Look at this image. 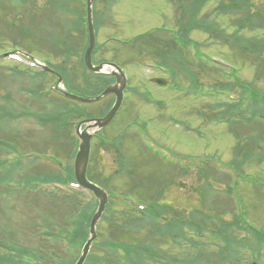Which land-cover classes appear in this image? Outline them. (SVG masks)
Listing matches in <instances>:
<instances>
[{"label": "rangeland", "instance_id": "rangeland-1", "mask_svg": "<svg viewBox=\"0 0 264 264\" xmlns=\"http://www.w3.org/2000/svg\"><path fill=\"white\" fill-rule=\"evenodd\" d=\"M58 1L0 0V243H6L0 245V254L5 248L36 247L38 257L45 261L47 249H51L55 255L75 264L83 246L73 247L63 237L52 234L62 232L57 224L65 226V233L73 229L74 225L68 224L69 214L75 212L76 205L72 203L77 199L79 203L92 201L93 196L88 192L80 195V190L70 184L58 188L53 183L41 186L46 173L60 171L59 166L74 163V157L64 155L67 147L61 148L64 152L59 148L65 138L73 140L71 136L75 135L78 121L72 118L65 130L55 133L54 124L48 118L59 109L75 106L85 107L98 116L106 105L112 104L113 98L110 95L102 101L69 103L50 90L57 82L56 77L51 72L39 73V63L49 67L61 63V58L51 53L54 39L50 32H62L65 21L72 23L78 19L73 9L80 13L83 7L79 4L86 2L66 0L64 5L73 8L66 11L58 8L61 0ZM109 1H95L99 16L96 23L100 24L97 44H103L95 58L121 67L127 74L128 84L116 117L92 140L91 170L97 168L104 180L113 175L108 190L115 195L129 194L122 197L132 207L141 203L147 208L149 204L166 208V211L159 210L161 226L167 224L168 227L174 217L184 218L193 225L191 220L196 215L201 222V218H208V227H211L208 232L221 237L222 232L218 234L220 230L216 229H221L223 222L239 221L231 228V235L237 239L227 237L226 242L234 245L239 253H245V262H252L259 255L256 261L264 264V243L257 247L256 239L248 235L253 227L262 232L264 241V149H261L264 147V108L258 112L247 110L250 101L245 100V113L229 122L209 119L218 112L211 107L216 99H238L242 94L238 85L224 94L222 86L227 82L238 79L254 82L244 89L248 90L249 100L261 101L250 89L254 87L264 92V54L259 57L255 53H242L237 45H231L234 28L229 21L236 15L217 18L212 10L220 4L219 0L203 3L198 16L216 18L229 33L226 36L229 43L199 30L191 32L190 39L179 40V0H115L110 10H106ZM252 3L254 8L264 12V0H252ZM28 24L31 32L23 37ZM241 35L264 37V29H245ZM62 36H65L63 32ZM70 41H86L84 47L88 43V39L79 35ZM11 52L20 53L23 62L3 56ZM27 54L36 60L32 61ZM34 61L36 66L31 67L29 62ZM218 62L225 65L221 67ZM68 64L73 69L72 80H67L65 86L90 87L86 84L80 58H72ZM155 77L168 79L167 86L154 84ZM71 92L78 93L74 89ZM218 92L221 96L216 94ZM260 96L264 99V94ZM86 97L92 96L87 94ZM204 113L207 117L201 116ZM16 115L17 118H13ZM70 142L73 152L75 140ZM238 142L240 148L236 153ZM251 145L256 154L242 164ZM201 170L206 173L202 175ZM132 186L134 190H130ZM112 208L115 212L120 209V214L114 218L121 223L123 211L127 210L118 201ZM50 220L54 222L48 225ZM178 229L176 225V231L172 232H183L180 234L182 247L175 245L170 236L156 235L148 222L137 230H130L126 244L139 246L141 242L155 243L158 239V249L165 258L150 264H176L169 261L173 257L192 258L196 264H235L228 255H220L223 249H218L217 239L208 234L196 235L194 228L187 224ZM9 236L19 245L7 242ZM111 236L108 223L102 219L96 241L100 243ZM244 241H249V246L245 247ZM192 242L205 245L208 259L197 260L201 250L194 248ZM11 251L8 252H24ZM91 253L100 257L113 255L95 244ZM115 253L124 254L121 250ZM13 261L5 263L17 264ZM25 261L30 262L28 258ZM90 261L91 256H88L85 263Z\"/></svg>", "mask_w": 264, "mask_h": 264}, {"label": "trees", "instance_id": "trees-1", "mask_svg": "<svg viewBox=\"0 0 264 264\" xmlns=\"http://www.w3.org/2000/svg\"><path fill=\"white\" fill-rule=\"evenodd\" d=\"M58 3L59 1L56 0ZM97 3L99 0H96ZM115 0H110V6L106 10H110L112 2ZM208 0H179V7L181 9L180 17H178V39L181 41H186L190 38H188V35L196 30L199 31H204L209 34H214L215 36H211V38H218V40L223 41L226 40L224 43H231L234 46L241 48L243 51L242 53H255L257 56L261 57L264 54V37H252V38H244L241 35V32L244 31L245 29H249L252 31L255 30H262L264 28V12L261 11L258 8H254V5L252 3V0H226L227 2L225 3V0H219L220 4L212 10V12L215 14L217 18L221 16H227V15H236V18L232 19L229 21L230 27L234 28L233 31V37L234 40H227L226 36H229L227 34L226 28L222 27L221 23L216 19V18H209V15H206L203 18H200L199 11L203 7V3ZM55 2V0H54ZM66 3V0H61V8L63 10L68 11V9H73L70 8V6H65L64 3ZM84 8V7H83ZM57 9V8H55ZM58 10V9H57ZM73 11L77 13L78 19L74 20L72 23L66 22V26L63 27V33L65 36H62V32H56L52 31L50 32L53 40V43H51L52 46V51L51 53L55 56H58L61 58V63L53 64L52 69L60 74L64 80V83L66 85L67 80L71 82L72 80V70L68 64V61H70L72 58L79 57L80 62L82 63L83 70H84V78L86 81L87 85H90V87H84V88H77V87H67V89L71 92V90H76L78 91L77 94H80L82 96H86L87 94H91V96H96L99 95L105 87L110 84L113 80L108 75H96L93 73L88 72V70L85 67L84 61H83V55L85 52L86 47L85 43L86 41L82 42H71L70 39L73 37L79 35L81 36L84 40L88 39V34H87V25H86V12L85 9L80 10V13L76 9H73ZM95 19L99 20L98 12H97V6L95 8ZM102 19V18H101ZM100 24L99 22L95 24L96 30H98ZM24 36L26 37L27 32L23 31ZM231 36V35H230ZM103 46V44H97L95 51L93 53V60L95 61V55L96 53L100 50V48ZM101 62V61H100ZM165 63V62H164ZM55 77V76H54ZM193 77V76H192ZM191 77V79H192ZM196 79V77H194ZM196 82V80H195ZM192 81V84L195 83ZM240 86L242 88V95L237 100H229V99H222L218 100L216 99L214 103L212 104V108L218 109L217 113H213L210 115L209 119L212 121H217L221 122L224 119L226 121H230L232 118L240 116L245 113L244 109V100L250 101V103L247 106V110H253L258 112V109L261 110L264 108V99L263 97L260 96V94H264L263 91H258L254 87L253 89H250L251 91L255 92L257 96L261 99L260 102L255 103L248 98V90H245L244 88L247 85H254V82H241L240 79L233 81V82H227L222 86L225 88V90H230L234 86ZM197 86V85H196ZM249 87V86H247ZM71 89V90H70ZM195 91L197 90L194 88ZM260 93V94H259ZM218 96H221L219 92L217 93ZM62 96V95H60ZM63 97V96H62ZM63 99L69 103H74L73 100L67 99L63 97ZM111 105H106L103 110L101 111L100 115L105 114ZM201 114V116L204 115V117H207V115ZM96 117L95 112L87 110V108H80L78 106H75V108L72 107H65V109H59L58 111L55 112L51 117L48 118L49 121H52L54 124V127L52 130L56 132H62L67 128L68 125L71 124V119L75 118L76 121H85L87 119H92ZM260 117H263L261 114ZM75 121V122H76ZM74 122V123H75ZM55 135V134H54ZM73 137V140H75V145L73 152L71 149L73 148L71 146V142L73 141L71 138L67 139L65 138V142L62 143V146L59 148L58 145L51 144L52 146H57L59 149H65L67 147V152L64 153V155H70L69 157H75L77 147H78V139L75 135L71 136ZM67 139V140H66ZM76 147V149H75ZM240 148V142H238L237 147H236V153L237 150ZM61 149V150H62ZM253 146H250V151L248 153L245 152V158L242 161V164L246 163L249 159L253 158L256 153H254ZM263 150L264 147H261ZM64 152V150H62ZM59 153V152H58ZM68 153V154H67ZM94 161V160H92ZM91 165V164H90ZM89 165V170H88V177L94 181L99 183L100 185L104 186L105 188L109 189V181L113 179V175L110 177H106V180L103 179L104 175L101 173H98L95 168L94 170H91V167ZM61 168V169H60ZM59 168L60 171H55V172H50L47 173L44 179L47 181H53V182H58L60 185H69L70 183H75V177H74V172H73V166H70L69 164L67 165H62ZM96 170V171H95ZM206 173V171L201 170V174L203 175ZM215 175V174H214ZM228 178V177H227ZM134 187L132 186L130 190H134ZM110 191V190H109ZM80 195L84 196L85 192L80 190L79 191ZM111 193V198L109 200V204L107 207L106 212L104 213L103 220L108 223L110 227V232H112L111 238H107L106 240H103L102 242H95V245H99L101 248H104L107 252L113 253L112 257L109 255L107 256H98L94 255V253H91L89 256H91V261L85 264H150L149 262L151 261H159L161 257L165 258V255L163 252L158 249L159 242L156 240L154 241L155 243H143L142 245H137V246H129L127 245L126 239L129 237L130 230L134 229H139L140 226L144 223H150L152 227V231L157 234H163L172 237V241L177 245L178 247H182V242L180 241V234L183 232H180L179 234H175V232H172V230H175L176 225L179 226L178 230L183 229L184 225H189L191 228H194L195 234L200 235L204 237L206 234H208L210 237L217 239L219 242L218 249L222 248L223 250L221 251L220 255H228L232 261L235 264H240V262H244L246 264H259L256 260L259 255L256 256L254 261H249L245 262L244 257H246L245 254L239 253L237 249L235 248L234 245L228 244L226 242V238H230L231 240L237 239V236L234 237L231 235L232 231L231 228L233 227L232 225L239 224L240 222L237 220H234V223H222V228L219 229V227L216 230H220L217 232L218 234L222 232V236H216L214 237L212 234H210L208 229H210V225L208 227V223L210 220L208 218H201L203 221H200L199 217H194L192 219L193 225L187 223L188 220H184V218L181 217H174L172 218L171 222L169 223V226L166 227V225H159L158 221L160 220V215L161 213L159 210H165L164 209H159L157 206L154 204H149V207L142 206L143 208H138V207H132L128 202L123 201L121 199L116 198L113 193ZM78 194V193H77ZM123 195H129L127 193H123ZM115 201L120 202L123 206L124 209L127 211H123V221L120 223L118 219L114 218L116 214H120V209L119 212L113 211L112 205ZM75 206V212L73 214H69L70 217H68V224L69 225H74L73 229L70 231L66 232L65 226L63 225H58L59 230L62 232L59 233L58 235H55L54 233L52 234L53 237L57 236L60 238H64L70 245L75 247L77 244H81V246L84 245L86 239L88 238L89 234V223L90 219L95 212V209L97 207V201L96 199H93L92 201H85L83 203H79V199H77V202L72 203ZM143 205V204H142ZM122 215V213H121ZM137 217V218H136ZM54 222V220H50L48 225H51ZM210 224V223H209ZM54 227V226H53ZM128 228H129V233H128ZM177 230V231H178ZM223 230V231H221ZM176 231V230H175ZM128 233V234H127ZM251 234L252 237H254L257 241V247L261 246L264 241L262 239V232H259L258 230H255L253 227H251V232L248 233V235ZM264 234V233H263ZM117 235V236H116ZM114 239H120V243H115ZM7 242H9L11 245L18 246L19 243L12 237H8ZM223 242V244H222ZM245 246H249V241H244ZM6 243H0L1 246H4ZM193 247L197 248L198 251H200L198 257L201 259H208L207 253L205 251V245L202 242H197L194 243ZM108 245H111L112 248H108ZM252 246V245H251ZM257 248L256 246H254ZM5 248V247H4ZM6 251L4 250L3 254H0V264H6L5 262H12L17 263V264H73L68 263L69 261L64 259L60 255H55L53 250L47 249V261L43 257H38L37 249L36 247L33 248H20V247H15V248H5ZM203 249V250H202ZM12 252L11 250H24L22 254L17 253H9L8 251ZM121 250L124 254L122 253H115V251ZM71 251V250H70ZM9 253V254H8ZM72 255V252L70 253ZM219 256V257H221ZM29 259L30 262L27 263L25 260ZM78 259V258H77ZM76 259V260H77ZM130 261V262H129ZM169 261H173L176 264H196L197 262L195 260H192V258H188L184 260H179L177 257L170 258Z\"/></svg>", "mask_w": 264, "mask_h": 264}, {"label": "water", "instance_id": "water-1", "mask_svg": "<svg viewBox=\"0 0 264 264\" xmlns=\"http://www.w3.org/2000/svg\"><path fill=\"white\" fill-rule=\"evenodd\" d=\"M93 3L94 0H87V18H88V29H89V45L84 54V63L86 68L96 74L110 73L115 77V84L108 86L101 95L97 97H83L68 92L63 84L62 78L59 76L58 88L67 98L79 100L82 102H94L107 95H115V103L110 111L103 117L93 118L80 123L76 134L79 138V147L74 159V176L79 186L92 191L98 200V208L91 219L90 223V236L86 241L82 253L75 264H84L89 255L91 246L97 238V225L101 220L109 200V195L105 189L99 185L92 183L87 179V169L91 154V144L93 136L96 132L107 127L115 118L118 111L120 110L123 100L124 91L127 85V78L122 69L114 63H102L95 65L92 60L93 51L96 46V33L93 23ZM49 70V68H47ZM152 81L158 85H166L167 80L163 78L152 79ZM85 128L82 130V126Z\"/></svg>", "mask_w": 264, "mask_h": 264}]
</instances>
